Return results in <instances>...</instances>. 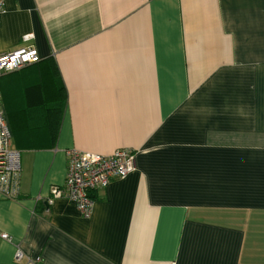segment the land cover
<instances>
[{
  "label": "crops",
  "instance_id": "0c3cea01",
  "mask_svg": "<svg viewBox=\"0 0 264 264\" xmlns=\"http://www.w3.org/2000/svg\"><path fill=\"white\" fill-rule=\"evenodd\" d=\"M26 46L40 61L6 74L12 107H52L57 82L63 111L16 118L55 143L12 136L0 264L17 247L21 264H264V0H3L0 55ZM123 149L135 171L92 191L88 217L47 204L67 151Z\"/></svg>",
  "mask_w": 264,
  "mask_h": 264
},
{
  "label": "built area",
  "instance_id": "2783aa9c",
  "mask_svg": "<svg viewBox=\"0 0 264 264\" xmlns=\"http://www.w3.org/2000/svg\"><path fill=\"white\" fill-rule=\"evenodd\" d=\"M3 0H0V16ZM32 35L21 39L28 42ZM13 57H15L13 59ZM40 61L35 48L26 46L0 55V77L10 74ZM67 169L64 183L50 191L47 204L54 199L65 197L71 201L79 214L88 217L92 209L90 193L97 188H105L111 179H124L135 171V153L132 150H117L103 156L77 150L66 152ZM20 153L12 147V133L6 119L0 95V196L4 199L16 198L19 193ZM0 240L10 242L11 238L0 233ZM24 254L20 248L14 253L15 264H21Z\"/></svg>",
  "mask_w": 264,
  "mask_h": 264
},
{
  "label": "trees",
  "instance_id": "16d2710c",
  "mask_svg": "<svg viewBox=\"0 0 264 264\" xmlns=\"http://www.w3.org/2000/svg\"><path fill=\"white\" fill-rule=\"evenodd\" d=\"M38 63H36V64H38ZM36 64H33V65H36ZM33 65H31V66H33ZM12 74H14V73H12ZM5 76H7V75L0 77V80L3 79L2 81H0V95L2 97L4 104H5L7 114L9 117V121H10V123L12 122V125H11L12 131L11 132H12V136H13L14 147L17 150H45V149L52 148L54 143H55V138H54L53 134L51 136L50 132L46 131V137L48 139L44 140L42 138V136H41L42 134L40 132L37 133V135H35V134H31L27 128L24 130L16 129V126H17L16 118L21 117V115H19V112H21V113L24 112L27 119H32V118L36 119V117H37L36 115H34V114L30 115V112L36 111L38 113L39 112L42 113L43 123H50V122L54 123L55 119H57V122H58V119L61 117V113L63 111V108H62V104H63V102H62V100H63V98H62V87L60 86V88H59L58 83L56 82L55 92L57 91V88H58V90H60L59 91L60 99L58 102V98H57V94H56V97H55L56 103L52 107L45 106L44 102L42 104H36V106H28V107H26L23 103V104H20L21 106L18 107L19 104L15 102L16 106H14V108H13L12 107L13 98H12V95L10 93V90L7 88V82L4 81V79L6 78ZM27 111H28V114L26 115ZM18 115H19V117H18ZM30 137L33 138V141H31V142L29 141ZM38 138H40V139H38ZM48 142L50 143L49 145L47 144Z\"/></svg>",
  "mask_w": 264,
  "mask_h": 264
},
{
  "label": "snow or ice",
  "instance_id": "6c2138e0",
  "mask_svg": "<svg viewBox=\"0 0 264 264\" xmlns=\"http://www.w3.org/2000/svg\"><path fill=\"white\" fill-rule=\"evenodd\" d=\"M15 57H13V59H14Z\"/></svg>",
  "mask_w": 264,
  "mask_h": 264
}]
</instances>
